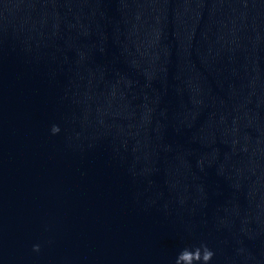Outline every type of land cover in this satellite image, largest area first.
<instances>
[{
    "label": "water",
    "instance_id": "95a60500",
    "mask_svg": "<svg viewBox=\"0 0 264 264\" xmlns=\"http://www.w3.org/2000/svg\"><path fill=\"white\" fill-rule=\"evenodd\" d=\"M0 264H264V0H0Z\"/></svg>",
    "mask_w": 264,
    "mask_h": 264
}]
</instances>
